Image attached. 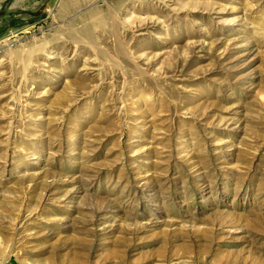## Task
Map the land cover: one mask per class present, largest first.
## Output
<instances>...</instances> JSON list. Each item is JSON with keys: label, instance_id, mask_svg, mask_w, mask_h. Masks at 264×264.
I'll return each mask as SVG.
<instances>
[{"label": "rangeland", "instance_id": "1", "mask_svg": "<svg viewBox=\"0 0 264 264\" xmlns=\"http://www.w3.org/2000/svg\"><path fill=\"white\" fill-rule=\"evenodd\" d=\"M69 2L0 0V264H264V0Z\"/></svg>", "mask_w": 264, "mask_h": 264}, {"label": "bare ground", "instance_id": "2", "mask_svg": "<svg viewBox=\"0 0 264 264\" xmlns=\"http://www.w3.org/2000/svg\"><path fill=\"white\" fill-rule=\"evenodd\" d=\"M74 1H77V0H72V2H74ZM72 2H69V3H65L64 5H63V11H66V8L68 9V7H70V5L72 4ZM109 16V20H110V14L108 15ZM114 22V21H113ZM117 25L116 24H112V27H116ZM113 29H115V28H113ZM117 30V29H116ZM116 30H114V31H116ZM114 34L116 35V33L114 32ZM92 39V38H91ZM115 47H117V51H118V53L120 52L121 53V51H120V45H119V43L117 42L116 43V46Z\"/></svg>", "mask_w": 264, "mask_h": 264}]
</instances>
